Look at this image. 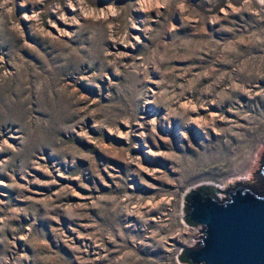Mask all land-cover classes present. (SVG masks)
<instances>
[{
  "label": "rangeland",
  "instance_id": "obj_1",
  "mask_svg": "<svg viewBox=\"0 0 264 264\" xmlns=\"http://www.w3.org/2000/svg\"><path fill=\"white\" fill-rule=\"evenodd\" d=\"M263 156L264 0H0V264H189Z\"/></svg>",
  "mask_w": 264,
  "mask_h": 264
},
{
  "label": "water",
  "instance_id": "obj_2",
  "mask_svg": "<svg viewBox=\"0 0 264 264\" xmlns=\"http://www.w3.org/2000/svg\"><path fill=\"white\" fill-rule=\"evenodd\" d=\"M256 182L236 183L226 191L212 185L192 189L185 197V222L200 226L196 247L182 250L189 264H264V156ZM218 193L227 198L220 200Z\"/></svg>",
  "mask_w": 264,
  "mask_h": 264
}]
</instances>
